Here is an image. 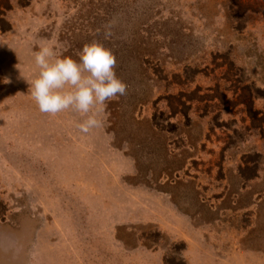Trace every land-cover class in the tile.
<instances>
[{
    "label": "rangeland",
    "instance_id": "1",
    "mask_svg": "<svg viewBox=\"0 0 264 264\" xmlns=\"http://www.w3.org/2000/svg\"><path fill=\"white\" fill-rule=\"evenodd\" d=\"M233 0H0V264H264V18Z\"/></svg>",
    "mask_w": 264,
    "mask_h": 264
},
{
    "label": "trees",
    "instance_id": "2",
    "mask_svg": "<svg viewBox=\"0 0 264 264\" xmlns=\"http://www.w3.org/2000/svg\"><path fill=\"white\" fill-rule=\"evenodd\" d=\"M235 5L241 10L240 18L244 17L248 13H257L264 18V0H233Z\"/></svg>",
    "mask_w": 264,
    "mask_h": 264
}]
</instances>
